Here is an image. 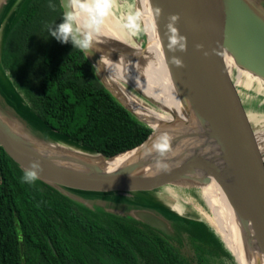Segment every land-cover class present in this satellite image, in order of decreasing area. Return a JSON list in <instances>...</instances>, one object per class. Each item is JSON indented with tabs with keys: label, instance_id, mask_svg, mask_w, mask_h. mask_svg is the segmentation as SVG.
Instances as JSON below:
<instances>
[{
	"label": "trees",
	"instance_id": "1",
	"mask_svg": "<svg viewBox=\"0 0 264 264\" xmlns=\"http://www.w3.org/2000/svg\"><path fill=\"white\" fill-rule=\"evenodd\" d=\"M50 2L55 10L49 8ZM62 14L59 0H19L0 48L1 71L19 98L10 86L14 97L5 86L2 94L37 137L42 136L32 126L125 163L149 158L144 146H150L156 135L134 147L152 128L114 98L81 49L50 35ZM137 37L141 45L142 27ZM259 83L244 88L257 98L263 95L264 101V86ZM126 90L167 119L130 86ZM255 121L258 130H264V117L256 116ZM198 136L196 141L201 142ZM178 147L185 146L175 143L165 160L175 157ZM213 159L226 169L224 159ZM23 174L0 145V264H238L206 217L181 219L166 211L175 217L165 216L175 232L169 237L128 212L106 207L104 200L81 196L101 192L56 187L40 179L27 183ZM108 193L115 192L102 194Z\"/></svg>",
	"mask_w": 264,
	"mask_h": 264
},
{
	"label": "water",
	"instance_id": "2",
	"mask_svg": "<svg viewBox=\"0 0 264 264\" xmlns=\"http://www.w3.org/2000/svg\"><path fill=\"white\" fill-rule=\"evenodd\" d=\"M147 1L171 78L186 114L195 119L197 129L190 132L164 119L159 129L153 131L154 127L140 118L106 84L103 75L99 78L119 103L152 128L148 138L134 148L161 132L172 137V148L175 143L187 139L193 142L194 147H178L181 148L179 153L169 161L165 160L169 166L167 170L144 172L147 165L155 164L157 154L153 152L147 159L140 158L135 163L106 172L92 159L94 156H112L81 154L51 145L42 137L28 132L26 124L14 111L15 115L11 116L1 109L0 145L24 170L30 160H39L43 169L39 172V179L43 182L72 190L134 193L149 192L179 182L204 185L214 181L233 209H236L235 205L241 209V226L249 227L264 264V130L259 132L257 128L240 77V71L246 70L264 80V9L254 0ZM5 2L0 0V8ZM59 2L64 11L65 0ZM157 7L161 10L159 17L155 15ZM172 14L178 15L174 26L180 35L186 37L184 51H171L168 47L167 24ZM196 45L202 47L197 48ZM100 50L105 56L115 58L118 54L113 52L125 53L119 44L113 42ZM82 51L101 72L97 49ZM173 56L183 62V67L172 63ZM128 85L164 114L174 116L173 112L161 107L139 89ZM205 122L222 150L225 170L217 165L203 146L195 145L199 135L195 131L201 132L200 127ZM46 152L48 154L45 155ZM111 209L122 213L117 208ZM128 214L166 236L175 235L169 221L152 209L131 208Z\"/></svg>",
	"mask_w": 264,
	"mask_h": 264
},
{
	"label": "bare ground",
	"instance_id": "3",
	"mask_svg": "<svg viewBox=\"0 0 264 264\" xmlns=\"http://www.w3.org/2000/svg\"><path fill=\"white\" fill-rule=\"evenodd\" d=\"M104 33V35L99 37L98 42L93 44V47L96 48L100 54L98 67L101 70L106 84L116 91L121 100L136 114H138L140 118H142L154 128L159 129V127L163 124L164 119L155 115L154 109L150 107L148 108L143 102L140 103L141 101L136 99L133 94L124 89L121 82L131 84L151 98L154 102L159 104L161 107L173 112L174 118L180 121L177 122L173 120V124H176L177 126H180L184 129H186L185 126L192 130L197 129V123L195 119L191 116L188 117L186 114L183 102L175 98L155 81H153V79L148 76V72L142 70L141 74L139 75L138 73L140 72L136 73L135 71L136 67L131 66L133 68H125L124 65L134 64L127 63L131 62L129 60H142V49L140 45L135 51L132 52H125L124 54H120L117 51L113 52L117 53L118 56L116 57V60H112L105 56L100 50L103 46H111L112 42H117L119 46L123 48L124 45L129 46V44L125 42L127 38L125 39L120 31H109ZM109 50L111 51V47H109ZM141 77H143V79ZM240 77L241 81L246 84L252 85V82L258 81L260 82V86H264V80L262 81L259 78L252 76L246 70L240 71ZM200 130H202V134L199 130L195 132L199 134V140H202L203 142L196 141L195 145L198 144L203 146L208 151L209 155L223 159L222 150L218 149L217 146L219 145L213 138L209 125L205 122L203 127H200ZM202 138L208 140L209 142L204 141ZM180 144L189 148L194 147L193 142L188 139L184 140ZM46 154H48V152H46L45 155ZM92 162L98 164L106 172H111L122 166L130 164L119 161L113 157L103 158L101 156H94ZM144 172L156 173L158 172V169L155 166H146ZM202 193L212 209L213 218H210V222L222 237L228 249L233 253L237 262L239 264H262L261 254L249 227L242 228L241 226L239 217L243 216V214L238 205H235L236 209H233V207L227 201L225 194L216 183L209 182L202 185Z\"/></svg>",
	"mask_w": 264,
	"mask_h": 264
},
{
	"label": "rangeland",
	"instance_id": "4",
	"mask_svg": "<svg viewBox=\"0 0 264 264\" xmlns=\"http://www.w3.org/2000/svg\"><path fill=\"white\" fill-rule=\"evenodd\" d=\"M9 1L11 2H8L9 5L6 4V6L8 5L7 8L5 6V8L2 9L5 11V12L3 11L4 14H2L1 13L2 10H0V14L2 16V19L0 20V48H1L2 41H3V37L7 30V27L14 17L15 8L19 2V0H9ZM254 1H256L262 7V9H264V0H254ZM119 4H120V7L118 9H114V14L106 19L103 31L104 32L120 31L121 34H123V36L125 37V39L127 38L125 42L129 44V46L124 45L123 49L125 50V52H132V51H135L139 47L140 38H138L137 35L135 37L128 36L127 30L121 28L119 24L117 23L119 18L122 15H124L128 10L127 5L125 4V0H119ZM127 4L133 5L134 9L142 10L146 7V0H127ZM142 31L144 33L145 40L140 45V47L141 49L143 48L142 49L143 53L148 52L151 54L152 52L155 53L156 51L157 52L160 51L159 48L161 47V45H160V42L159 43L156 42L157 37L148 34L147 38L149 39L151 37V43H147L146 42L147 38L145 35L147 30L144 32V29L142 27ZM107 57L109 59L116 60L115 57H111V56H107ZM129 61L134 62V67H136L135 71L136 73L140 72L138 73L140 75L143 70V67L146 66L145 64L149 63V58L148 57L145 58L144 61L143 60L140 61V59H138L137 61H132V60H129ZM98 76L101 77L102 73L98 72ZM141 78L143 79V77ZM5 79L6 78L3 75L1 71V66H0V89H1L0 90V109L4 111L5 113L10 114L11 116L12 115L14 116L15 114L13 111H15L16 109H14V107L10 105L11 103L7 101V99L4 97V95L1 92L2 90L5 92L4 90V86H5L8 93H10V90L8 87L10 86L11 90L15 93L10 82L7 79L6 80ZM121 83L124 89H126V86H129L125 82H121ZM242 86H245V85H242ZM12 91L10 93L11 95H9L10 97H14ZM246 95H247L248 107L250 109V112L253 114V117L254 118L256 116L264 117V105L263 103H258V101L264 102L262 101L263 95L262 96L259 95V97L256 98L257 94L255 95L253 94V97L255 100L254 99L252 100L250 98L252 97L251 96L252 94L246 93ZM16 96L18 97L17 94ZM160 113L164 114L163 112H160ZM164 115L167 116V119H166L167 121L173 122L174 120V121L180 122L178 119L174 118L172 114L165 113ZM32 128H34L38 132V134L42 136L43 140H45L47 143L51 145L62 148L64 150H67V149L76 150L81 154H88V155L94 154V152H92L89 149H86L79 145H75L73 143H70L69 141H65L62 138L59 139V138H56V136H53V135L51 136L49 134L47 135L46 132H41L33 126ZM206 142H209V141L206 140ZM81 196L87 199H92V200H96V199L104 200L106 207L117 208L118 210H121L123 212H129V210H131V208L129 209L128 206H131V207L137 206V207L152 209L156 211L157 213H159L160 215H162L163 217H165L166 215L173 216L171 215L173 213L181 219H195V218L206 217L209 221H211L210 218H213L211 206L208 203V201L205 199V197L203 196L202 185H199L196 183L179 182L176 184H168L159 189L149 191V192H137V193L136 192L134 193L115 192V193H108V194L86 193V194H81ZM151 203L157 204L162 209L156 206H152ZM132 208H136V207H132ZM166 211L171 214L167 213Z\"/></svg>",
	"mask_w": 264,
	"mask_h": 264
},
{
	"label": "clouds",
	"instance_id": "5",
	"mask_svg": "<svg viewBox=\"0 0 264 264\" xmlns=\"http://www.w3.org/2000/svg\"><path fill=\"white\" fill-rule=\"evenodd\" d=\"M125 4L128 10L119 18L117 23L121 28L126 29L130 36H136L141 30L142 12L139 9H134L133 5L127 4V0H125ZM48 6L50 9L55 10L56 6L51 2ZM119 7V0H65L62 22L50 29V35L61 43L70 42L73 47L84 51L93 49V44L98 42L99 37L105 34L103 29L106 19L114 14V9ZM160 12L161 10L157 7L155 15L159 17ZM168 19L169 49L171 51L186 50V37L180 35L178 29L174 26L179 19L178 15L172 14ZM196 47L200 48L202 45H196ZM172 63L178 67H183V62L178 57L173 56ZM155 130L156 128L153 129V131ZM171 141L172 137L167 132H161L155 137L150 146H144L146 155L153 152L157 154L155 167L158 170H167L169 167L165 162V158L172 151ZM42 170L39 160H30L29 165L24 170L23 181L27 183L35 182L39 179V172Z\"/></svg>",
	"mask_w": 264,
	"mask_h": 264
},
{
	"label": "crops",
	"instance_id": "6",
	"mask_svg": "<svg viewBox=\"0 0 264 264\" xmlns=\"http://www.w3.org/2000/svg\"><path fill=\"white\" fill-rule=\"evenodd\" d=\"M140 11L142 12V18L140 21L141 25L145 31L147 30L145 33L146 38L148 37V34L155 36V37H157L156 42L159 43L158 35L156 33L155 25L153 22L152 13L150 11L147 0H146V7ZM128 36H130V35L128 34ZM146 42L151 43V37L149 39L147 38ZM159 49H160V51H158V52L156 51L155 53L152 52L151 54L148 52L143 53V50H142V60L144 61L145 58H147V57L149 58V63L145 64L146 66L143 67V71L148 72L147 73V74H149L148 76H150L151 79H153V81H155L158 85H160L162 88H164L168 93L173 95L175 98L182 101L180 94L177 90V87L175 86V84L171 78L170 72L168 70V67L166 65L162 48L160 47ZM127 63H134V62H127ZM124 66H125V68H128V67L134 66V64H128V65H124ZM241 84L245 85V86H251L249 84L244 83L243 81H241ZM251 96L252 97H250V98L253 100L254 97H253V95H251ZM258 103H262V102L258 101Z\"/></svg>",
	"mask_w": 264,
	"mask_h": 264
},
{
	"label": "flooded vegetation",
	"instance_id": "7",
	"mask_svg": "<svg viewBox=\"0 0 264 264\" xmlns=\"http://www.w3.org/2000/svg\"><path fill=\"white\" fill-rule=\"evenodd\" d=\"M136 99H137V97L136 96H134ZM140 101V100H139ZM142 102V101H141Z\"/></svg>",
	"mask_w": 264,
	"mask_h": 264
}]
</instances>
